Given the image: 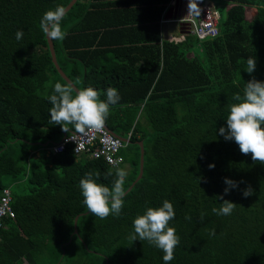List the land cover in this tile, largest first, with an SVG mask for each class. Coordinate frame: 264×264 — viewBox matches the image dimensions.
<instances>
[{
	"label": "trees",
	"instance_id": "16d2710c",
	"mask_svg": "<svg viewBox=\"0 0 264 264\" xmlns=\"http://www.w3.org/2000/svg\"><path fill=\"white\" fill-rule=\"evenodd\" d=\"M71 1L0 0V197L9 190L15 212L0 226V264H164L160 249L131 237L134 218L166 199L180 238L170 264H264V164L219 134L233 94L264 81V0H223L231 7L220 12L218 36L187 33L179 42L163 37L174 0L72 6L65 38L53 41L56 55L79 89L92 85L101 99L109 87L119 91L105 125L130 140L116 166L94 154L96 145L54 150L74 133L49 123L48 96L68 81L40 22ZM247 7L256 9L252 20ZM249 57L252 73L244 69ZM117 166L128 172L125 203L119 216L100 219L83 204L79 183L92 173L111 187ZM226 178L237 183L227 193ZM224 200L235 203L231 215L213 212Z\"/></svg>",
	"mask_w": 264,
	"mask_h": 264
},
{
	"label": "clouds",
	"instance_id": "9594fccd",
	"mask_svg": "<svg viewBox=\"0 0 264 264\" xmlns=\"http://www.w3.org/2000/svg\"><path fill=\"white\" fill-rule=\"evenodd\" d=\"M178 3L177 0V6ZM188 11L191 15H200L198 0H188ZM66 15L67 11L63 5H57L43 14L40 28L49 40L65 38L63 21ZM176 35L179 36L180 32ZM23 36V29H18L15 34L16 40H21ZM255 67V58L249 57L244 69L252 73ZM105 97L101 99L100 92L92 85L78 89L71 81L56 82L48 96V101L52 105L49 123L59 125L63 132L71 131L74 134H86L89 129H101L109 116L110 106L117 104L121 99L119 91L114 87L106 90ZM232 101L224 117L226 126L219 128V134L225 140H234L241 153H251L253 161L264 164V81L253 78L245 82L242 91L233 94ZM76 151H79L78 147ZM209 167L215 165L210 164ZM115 175L117 178L111 187L98 183V174L94 178L92 173L85 174L79 183L82 202L95 217L105 219L109 215L121 214L127 195L124 185L128 172L126 168L117 166ZM225 184L228 185L224 189L225 193L230 188L237 187V183L228 178L225 179ZM243 194L246 197L251 195V189L245 190ZM234 207L235 203L224 200L221 207L214 208L213 212L217 215H231ZM174 218L173 203L167 199L159 205L146 206L143 213L138 214L133 220L132 241L137 239L147 241L164 253L162 257L164 264H170L174 259V249L180 242L176 229L170 225Z\"/></svg>",
	"mask_w": 264,
	"mask_h": 264
},
{
	"label": "built area",
	"instance_id": "2783aa9c",
	"mask_svg": "<svg viewBox=\"0 0 264 264\" xmlns=\"http://www.w3.org/2000/svg\"><path fill=\"white\" fill-rule=\"evenodd\" d=\"M177 0H174L171 7H175ZM201 9L200 15L195 16L186 13L185 18L179 19L180 22H184L186 30L196 35L200 39L215 38L220 34V12L213 3L201 1L198 3ZM169 9V8H168ZM163 16L162 24L167 19ZM185 39V35L171 34L170 40L179 42ZM71 139H70V138ZM64 141L54 147L55 151H61L65 148L67 142L75 143V150L78 147L79 151L85 152L90 151L92 145H96L94 154L100 156L105 154L106 159L113 165H118L123 161V158L116 157V152L124 145V140L114 135L109 129L103 126L101 129H89L86 134H72ZM130 140V136L126 138V141ZM15 212L12 207V196L9 190H5L0 197V226L7 217H14Z\"/></svg>",
	"mask_w": 264,
	"mask_h": 264
},
{
	"label": "water",
	"instance_id": "95a60500",
	"mask_svg": "<svg viewBox=\"0 0 264 264\" xmlns=\"http://www.w3.org/2000/svg\"><path fill=\"white\" fill-rule=\"evenodd\" d=\"M78 0H72L70 2V4L66 7V11L68 12L72 6L77 2ZM182 4L181 1H179L178 3V9L175 7H172L168 10V12L165 15V19H167V21L163 24V37L165 40H169V36L172 33H190L189 30H186L184 22H180L179 19H183L185 18L186 12L184 8H179L180 5ZM49 45H50V49H51V53H52V58L53 61L57 67V69L59 70L60 74L69 82L71 81L76 88L79 89V87L70 79V77L65 73V71L62 69V67L59 64L57 55H56V51H55V46H54V42L53 40H49ZM104 126L109 129V131H111L114 135L122 138L123 140H125L126 138L118 135L117 133H115L114 131H112L110 128H108L105 124ZM141 147H142V156H141V172L139 177L143 174V166H144V146H143V142H140Z\"/></svg>",
	"mask_w": 264,
	"mask_h": 264
},
{
	"label": "rangeland",
	"instance_id": "374dc122",
	"mask_svg": "<svg viewBox=\"0 0 264 264\" xmlns=\"http://www.w3.org/2000/svg\"><path fill=\"white\" fill-rule=\"evenodd\" d=\"M200 1L213 3L215 5V7L221 12V14H223L227 10V7H228L227 3L224 2L223 0H200ZM255 13H256V9L254 7H253V9L249 8L248 10H246V18L252 19L253 16L255 15ZM7 181L9 183H13L12 179H10V178H8Z\"/></svg>",
	"mask_w": 264,
	"mask_h": 264
},
{
	"label": "crops",
	"instance_id": "0c3cea01",
	"mask_svg": "<svg viewBox=\"0 0 264 264\" xmlns=\"http://www.w3.org/2000/svg\"><path fill=\"white\" fill-rule=\"evenodd\" d=\"M178 1H181V2H182V4L180 5L179 8L184 7L185 10H186V13H188V12H189V11H188V0H178ZM199 2H200V0H198V3H199ZM227 5H228L227 9H229V8L231 7V5H230V4H227ZM175 8L178 9V6L176 5ZM249 8H252V9H253V7H247V10H248ZM255 14H256V13H255ZM254 16H255V15H254ZM254 16H253V17H254ZM248 20H252V19H248Z\"/></svg>",
	"mask_w": 264,
	"mask_h": 264
}]
</instances>
